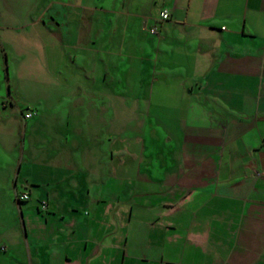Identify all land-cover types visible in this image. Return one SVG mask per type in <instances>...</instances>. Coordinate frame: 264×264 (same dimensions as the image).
<instances>
[{"label": "crops", "instance_id": "1", "mask_svg": "<svg viewBox=\"0 0 264 264\" xmlns=\"http://www.w3.org/2000/svg\"><path fill=\"white\" fill-rule=\"evenodd\" d=\"M37 1L75 93L40 141H0V264H264V0ZM114 101L138 112L134 143ZM151 113L171 117L158 139Z\"/></svg>", "mask_w": 264, "mask_h": 264}, {"label": "rangeland", "instance_id": "2", "mask_svg": "<svg viewBox=\"0 0 264 264\" xmlns=\"http://www.w3.org/2000/svg\"><path fill=\"white\" fill-rule=\"evenodd\" d=\"M66 1V9L70 12L73 6L69 3H73L74 0ZM42 7L43 5L39 1L35 2V0H0V141L6 144L12 139L10 135L12 131L19 132V140L22 139L24 144L40 141L42 134H45V129L47 130L46 126L48 119H50L47 116V110L58 108L59 99L64 94L75 93L73 85L65 86L56 81L58 78L53 76L51 68L53 60L56 61L53 58L56 54L47 53L48 47H44V43L40 42L44 33L42 34V31L37 29L40 28L38 24L34 25L37 22L29 20L30 16L33 15L31 13L39 11ZM1 50L5 52L6 60ZM114 103L116 114L124 112V117H115L114 135L124 136L128 138L127 142L134 143L133 139L140 138L142 131L136 116L138 112L129 111L131 116H126L129 112L123 108V102L114 101ZM70 105L74 109L72 102ZM62 106L63 103L61 108ZM30 108L36 110V113L34 111L32 117L21 119L22 112ZM65 108L69 109L70 107ZM16 118L18 125L15 124ZM140 119L142 120L143 117ZM32 122L33 124L30 125ZM25 124L27 127L29 126L27 132H24ZM169 124L171 125V117H156L151 113L145 123L147 136L152 138L154 135L156 139L160 138L161 130H166L165 128ZM122 129L123 133L119 134ZM21 132H23V138ZM132 151L136 154L139 153V150ZM159 151L162 150L159 148L155 150L146 149L144 156L146 158L153 157L154 153L159 155ZM22 157L25 159V155ZM137 160L129 163L128 169L126 168L131 176L138 167ZM22 172L18 173V179L21 178ZM115 177L118 178V176ZM115 183H117L116 180H114ZM1 198L9 208L15 204L14 201H10L9 197L2 196ZM35 202L36 200L32 196L30 200L23 201L20 205L25 207L27 204H35ZM1 213L6 214L7 212L3 210ZM17 214L19 217V210H17Z\"/></svg>", "mask_w": 264, "mask_h": 264}, {"label": "built area", "instance_id": "3", "mask_svg": "<svg viewBox=\"0 0 264 264\" xmlns=\"http://www.w3.org/2000/svg\"><path fill=\"white\" fill-rule=\"evenodd\" d=\"M159 18H160L161 20H164V19L167 18V11H166L165 9H163V10L160 11V13H159ZM149 31H150V33H155V31H156V26H155V25L151 26V28H149ZM32 115H33V112H32L31 110H27V111L24 112L23 117H24V118H29V117H31ZM256 173H257V175H259V176H264V168H263L260 172L258 171V172H256ZM28 197H29V195H28L27 192H20V193H18V194H15V199H16V201L27 200ZM40 207H41V208H45V203H44V202H41Z\"/></svg>", "mask_w": 264, "mask_h": 264}, {"label": "trees", "instance_id": "4", "mask_svg": "<svg viewBox=\"0 0 264 264\" xmlns=\"http://www.w3.org/2000/svg\"><path fill=\"white\" fill-rule=\"evenodd\" d=\"M3 54H4V53H3ZM4 59L6 60V56H5V54H4ZM5 60H4V61H5ZM5 66H6V64H5ZM28 110H31V111L33 112V114H34V111H35V110H33V109H31V108L28 109ZM25 111H27V110H25ZM25 111L22 112V114H21L22 117H23V114H24ZM32 116H33V115H32ZM32 116H31V117H32ZM29 118H30V117H29ZM23 119H27V118H24V117H23ZM23 201H26V200H22V201L20 200V201H18V202H23Z\"/></svg>", "mask_w": 264, "mask_h": 264}]
</instances>
